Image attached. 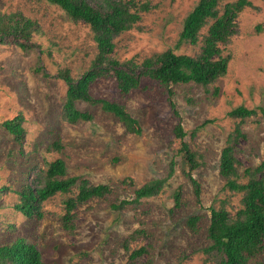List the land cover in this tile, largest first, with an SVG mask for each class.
<instances>
[{
	"label": "rangeland",
	"instance_id": "rangeland-1",
	"mask_svg": "<svg viewBox=\"0 0 264 264\" xmlns=\"http://www.w3.org/2000/svg\"><path fill=\"white\" fill-rule=\"evenodd\" d=\"M135 1L146 5L142 18L116 35L109 57L141 62L167 49L193 56L200 52V41H180L184 19L199 0ZM249 1L234 19V32L221 44L227 71L208 86L192 81L170 85L178 113L170 105L168 88L158 81L144 78L141 88L128 93H121L110 75L91 83L94 96L117 101L138 119L141 133L136 134L100 105L83 101L77 105L92 119L72 124L62 117L67 85L58 72L67 68L79 77L98 54L87 23L47 0H0V17L15 13L33 19L40 29L33 35L36 48L0 44V246L24 238L40 250L43 264H216L205 252L211 243L210 207L234 212L242 198V193L225 188L219 172L222 149L239 122L228 116L231 109H258L241 124L247 137L238 143L240 171L264 159L259 110L264 107V0ZM17 116L25 128L22 145L2 125ZM179 121L200 162L193 171L200 204L183 173L181 139L174 130ZM57 158L65 160L69 175L108 184L111 191L79 204L68 220L65 201L75 192L57 193L38 203L34 214L25 215L15 207L18 191ZM128 177L137 186L167 180L158 195L114 208L113 203L134 198L133 187L122 183ZM192 215L201 217L195 229L188 224ZM142 228L143 235L129 237ZM143 245L151 262L146 254L131 261V251ZM256 264H264V254Z\"/></svg>",
	"mask_w": 264,
	"mask_h": 264
},
{
	"label": "trees",
	"instance_id": "trees-1",
	"mask_svg": "<svg viewBox=\"0 0 264 264\" xmlns=\"http://www.w3.org/2000/svg\"><path fill=\"white\" fill-rule=\"evenodd\" d=\"M47 1L60 6L74 20L87 23L98 48L92 67L79 77H73L67 68L58 72L67 85L62 107L63 119L72 124L92 119L93 115L89 111L78 107L77 102L83 101L100 105L104 111L114 114L128 132L136 134L141 133L138 119L117 101L94 96L90 90L91 83L100 76L110 75L116 79L120 92L128 93L141 88L144 78L158 81L168 88L170 105L178 113L176 103L172 100L173 91L170 85L192 81L208 86L227 71L228 56H223L221 44L234 32L235 17L250 4L249 0H199L184 19L180 41H200V52L193 56L167 49L139 62L135 59L121 61L109 57L108 53L113 49L116 35L131 29L141 20V11L146 9L145 4H139L135 0ZM206 26L207 32L203 34L202 30ZM39 31V26L31 18L15 13L0 17V44L12 43L23 50L33 49L38 46L33 35ZM38 68L43 70L42 66ZM259 110L264 118V107ZM257 113L258 109L245 105H239L228 112V116L238 119L239 122L229 133L222 149L219 172L226 179L225 188L242 193V198L241 207L234 212L225 206L210 207L208 237L211 243L205 248V252L213 257L216 264H256L264 254V159L257 166L246 167L241 172L238 155V143L247 137L241 124ZM2 125L14 135L19 144H23L25 128L20 116L5 120ZM174 130L181 139L179 152L182 156L183 173L193 183L196 202L200 204V184L193 177V171L200 162L185 140L186 132L180 121ZM242 178L245 180L242 181ZM166 180L167 178L151 179L137 186L135 180L128 177L122 183L133 187L134 198L122 200L118 204L113 203L112 207L120 209L131 203H138L142 198L158 195L164 189ZM110 191L108 184H92L82 176L69 175L65 160L57 158L47 163V167L40 170L32 182H27L18 191L20 201L15 207L25 215H32L41 201L57 193L75 192L74 196H69L65 201V219L68 220L79 204L95 197H104ZM174 197L176 205H179L180 193L175 192ZM200 218L199 215L190 216V227L195 229ZM145 232L143 228L136 229L129 237L136 239ZM145 254L150 263L152 257L144 245L133 249L129 257L134 261ZM0 264H43V261L35 244L24 238H17L0 246Z\"/></svg>",
	"mask_w": 264,
	"mask_h": 264
}]
</instances>
